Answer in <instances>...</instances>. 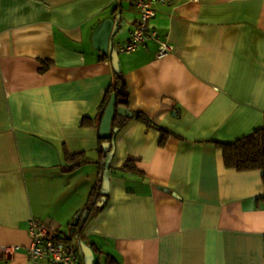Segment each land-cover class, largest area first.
Returning <instances> with one entry per match:
<instances>
[{
	"label": "crops",
	"instance_id": "obj_1",
	"mask_svg": "<svg viewBox=\"0 0 264 264\" xmlns=\"http://www.w3.org/2000/svg\"><path fill=\"white\" fill-rule=\"evenodd\" d=\"M153 9L172 45L161 56L155 40L114 48L139 18L126 0H0V248L16 246L0 264H46L27 257L29 221L67 239L96 184L79 264H264L260 171L226 167L214 144L264 124V0ZM107 18L103 54L92 36ZM116 77L148 123L120 114L100 156L98 107ZM77 153L89 161L70 170Z\"/></svg>",
	"mask_w": 264,
	"mask_h": 264
},
{
	"label": "built area",
	"instance_id": "obj_2",
	"mask_svg": "<svg viewBox=\"0 0 264 264\" xmlns=\"http://www.w3.org/2000/svg\"><path fill=\"white\" fill-rule=\"evenodd\" d=\"M136 8L139 18L130 31L129 37L124 42H117L114 48L118 52H133L138 46L144 45L149 40H155L158 45V55H165L172 50V45L165 40H159L154 28L149 21L154 16L153 3L166 0H126ZM168 1V0H167ZM27 234L29 245L26 249L27 257L32 263L44 262L46 264H79L77 243L80 233L74 228L67 239L56 236L54 231L36 219H31L28 224ZM16 246H2L0 248V260L10 256Z\"/></svg>",
	"mask_w": 264,
	"mask_h": 264
},
{
	"label": "trees",
	"instance_id": "obj_3",
	"mask_svg": "<svg viewBox=\"0 0 264 264\" xmlns=\"http://www.w3.org/2000/svg\"><path fill=\"white\" fill-rule=\"evenodd\" d=\"M47 66L48 65L45 63L40 70H45ZM119 85L120 80L118 77H116L113 87L110 89V91L105 94L98 107V117L102 116L104 109L107 106V103L112 94L116 95V107L119 105H123L126 107L127 102L121 104L118 101V99L121 98L120 95L117 93ZM132 117L137 120L148 123L147 118L140 112H132ZM120 118H122V116L115 111L114 117L111 122L109 137L98 138L100 142L98 147V153L100 156H102L106 152V149L102 146V144L105 141H110L111 137L115 132L114 127L116 125V128L121 127L127 120V118H123L122 120H120ZM86 119H88L89 123H92L91 119ZM214 144L218 149H220L222 153L223 163L226 167L235 169L237 171L258 170L260 171L262 182H264V124H262L260 128L254 130L253 132L244 135L240 138H237L232 142H214ZM66 159L67 162L70 164V170L81 165L82 163L89 161V159L86 158L83 153L67 155ZM129 164L132 165L131 161H129L128 159L126 161V167ZM261 197L264 198V195H262ZM101 201V194L98 190V184H96L92 188L84 206L85 214L74 224V227L80 233V237L83 234V223L98 212L101 207ZM106 264H119V262L115 258L108 256Z\"/></svg>",
	"mask_w": 264,
	"mask_h": 264
},
{
	"label": "water",
	"instance_id": "obj_4",
	"mask_svg": "<svg viewBox=\"0 0 264 264\" xmlns=\"http://www.w3.org/2000/svg\"><path fill=\"white\" fill-rule=\"evenodd\" d=\"M112 27H113V20L111 18L104 19L96 27L92 36V45L94 49L97 50L98 52L106 54ZM117 93L121 96V98L118 99V101L121 104H124L126 102L127 94L124 89L122 80L120 81V85L118 87ZM115 111L126 117H132V111H130L125 106L119 105L116 107V95L112 94L100 119L99 131H98L99 137L101 138L109 137L111 122L114 117ZM73 231H74V226L70 228L69 235L72 234Z\"/></svg>",
	"mask_w": 264,
	"mask_h": 264
}]
</instances>
